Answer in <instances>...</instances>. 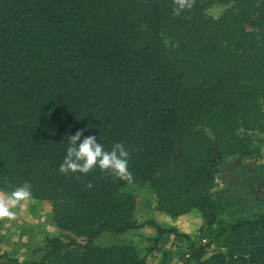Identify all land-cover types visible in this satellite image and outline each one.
I'll use <instances>...</instances> for the list:
<instances>
[{
	"label": "trees",
	"instance_id": "16d2710c",
	"mask_svg": "<svg viewBox=\"0 0 264 264\" xmlns=\"http://www.w3.org/2000/svg\"><path fill=\"white\" fill-rule=\"evenodd\" d=\"M190 3L174 15L177 0H0V192L27 184L58 230L29 264H147L176 231L141 221L134 186L171 218L224 222L220 165L262 155L264 0ZM80 129L106 149L124 144L131 182L59 171ZM146 226L148 247L129 237Z\"/></svg>",
	"mask_w": 264,
	"mask_h": 264
},
{
	"label": "crops",
	"instance_id": "0c3cea01",
	"mask_svg": "<svg viewBox=\"0 0 264 264\" xmlns=\"http://www.w3.org/2000/svg\"><path fill=\"white\" fill-rule=\"evenodd\" d=\"M257 142L262 151L258 159L241 160L234 157L220 165L215 196L226 207L222 219L227 224L264 218V136H258ZM139 201L141 221H154L164 228L176 231L161 238L158 249L149 256L147 264H246L251 258L264 256V223L257 231H253L248 225L231 230L224 222L210 227L199 211L171 218L156 210L153 195L145 194ZM23 202L25 201L20 203ZM15 209L13 208L15 217L22 216ZM42 217L41 214L38 219L41 220ZM4 224L0 225V264H29L35 258L32 251L39 247H32L26 241V235L23 237L22 234V239H25L20 246L22 256L10 257L8 249L15 250L20 235L16 233L17 237H10L9 233L5 234L7 226ZM53 228L57 234L55 225ZM155 236L156 230L152 226L129 234L130 238L137 239L145 247L151 245L148 240ZM202 238L209 240V246L223 247L225 252L214 253L209 246H203ZM191 243H195L196 248L205 249L201 258L195 257Z\"/></svg>",
	"mask_w": 264,
	"mask_h": 264
},
{
	"label": "clouds",
	"instance_id": "9594fccd",
	"mask_svg": "<svg viewBox=\"0 0 264 264\" xmlns=\"http://www.w3.org/2000/svg\"><path fill=\"white\" fill-rule=\"evenodd\" d=\"M185 7H191L190 0H177L174 15H179ZM89 123L87 128H92ZM93 168L131 182L132 173L129 170V152L123 143L117 142L106 149L97 135H85L84 129L69 135V143L65 150L59 171L64 174H87ZM31 197L27 184L16 186L10 193L0 194V218H13L16 213L13 208L21 201Z\"/></svg>",
	"mask_w": 264,
	"mask_h": 264
},
{
	"label": "rangeland",
	"instance_id": "374dc122",
	"mask_svg": "<svg viewBox=\"0 0 264 264\" xmlns=\"http://www.w3.org/2000/svg\"><path fill=\"white\" fill-rule=\"evenodd\" d=\"M212 13L214 16L219 17L222 13V8H218L213 10ZM134 193L138 194L140 197L146 194V190L140 187H131ZM0 194H2L0 192ZM25 202L19 203L18 206H15L16 212H19L22 216H17L13 218H3L0 221V225L5 223L6 229H4V233L10 235V237L20 235L18 237V245L15 246V250L8 249V254L10 257H20L22 256L20 246L22 245L21 241H26L32 245V247H41V245L45 242L46 235L54 236L53 228V214L52 207L49 202L39 201V200H24ZM40 213V214H39ZM42 214V219L39 220V216ZM56 228V227H55ZM1 230V229H0ZM6 230V231H5ZM45 231V232H44ZM17 233V234H16ZM47 233V234H46ZM26 235L25 239H22ZM28 236V237H27ZM14 237V238H16ZM116 237V236H115ZM112 238H105L102 240L103 244H109L113 242ZM25 254V253H24ZM33 256V255H32ZM39 256V255H35Z\"/></svg>",
	"mask_w": 264,
	"mask_h": 264
},
{
	"label": "built area",
	"instance_id": "2783aa9c",
	"mask_svg": "<svg viewBox=\"0 0 264 264\" xmlns=\"http://www.w3.org/2000/svg\"><path fill=\"white\" fill-rule=\"evenodd\" d=\"M201 243L203 244V246H209L210 244L209 240L206 238H202ZM209 247L216 254H221L225 252V249L223 247H216V246L212 247L211 245Z\"/></svg>",
	"mask_w": 264,
	"mask_h": 264
}]
</instances>
